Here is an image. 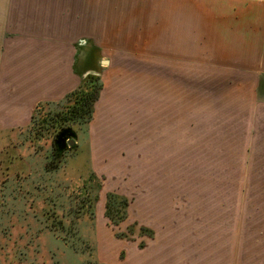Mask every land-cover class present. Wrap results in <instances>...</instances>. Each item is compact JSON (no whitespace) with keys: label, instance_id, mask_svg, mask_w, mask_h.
<instances>
[{"label":"rangeland","instance_id":"1","mask_svg":"<svg viewBox=\"0 0 264 264\" xmlns=\"http://www.w3.org/2000/svg\"><path fill=\"white\" fill-rule=\"evenodd\" d=\"M120 1L116 44L90 20V74L115 89L74 146L42 120L0 134V264H264V49L241 58L215 36L264 0ZM178 10L184 59L161 39ZM109 194L129 203L118 224Z\"/></svg>","mask_w":264,"mask_h":264},{"label":"crops","instance_id":"2","mask_svg":"<svg viewBox=\"0 0 264 264\" xmlns=\"http://www.w3.org/2000/svg\"><path fill=\"white\" fill-rule=\"evenodd\" d=\"M120 2L0 0V134L28 127L37 105L63 99L92 72L89 63L91 44L87 39L95 24L90 20L104 21L98 24L99 31L111 32L110 41L116 44L112 35L116 29H111L105 19L115 18V5ZM257 2H249L247 7L227 13L221 18L224 20L215 23L218 29L216 43L227 45L226 50L241 53V58L248 54V59H257L255 53L264 49V1ZM107 3L112 6L107 8ZM174 14L177 17H171L172 22L171 14L168 11L165 14L166 21L161 30L163 53L169 57L173 48L172 53L177 51L176 57L184 59L187 24L181 23L179 10ZM78 30L84 39L75 45ZM93 35L97 37V48L105 56L104 36L97 31ZM172 36L174 45L170 44ZM106 62L111 64L110 60ZM109 84L110 80L103 83L95 114L104 97H110L114 92L115 88Z\"/></svg>","mask_w":264,"mask_h":264},{"label":"trees","instance_id":"3","mask_svg":"<svg viewBox=\"0 0 264 264\" xmlns=\"http://www.w3.org/2000/svg\"><path fill=\"white\" fill-rule=\"evenodd\" d=\"M103 91V82L99 75L90 74L82 79L80 85L70 93H68L58 103L46 102L36 106L32 113L31 124L39 126L40 121L45 124L50 122L59 125L55 138L58 141L70 139L74 135L72 126L86 127L94 118L95 105L100 99ZM42 105L50 108L46 113H39ZM87 128V127H86ZM62 146L58 148L60 151ZM128 201L120 199L113 194L107 196L106 217L112 224H118L119 221L125 219V210L128 208ZM120 217L117 218V215ZM117 218V220H115Z\"/></svg>","mask_w":264,"mask_h":264},{"label":"water","instance_id":"4","mask_svg":"<svg viewBox=\"0 0 264 264\" xmlns=\"http://www.w3.org/2000/svg\"><path fill=\"white\" fill-rule=\"evenodd\" d=\"M105 62H106V61H105ZM69 144H70L71 146H74V144H75L74 140H70V139H69Z\"/></svg>","mask_w":264,"mask_h":264}]
</instances>
